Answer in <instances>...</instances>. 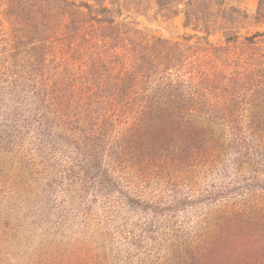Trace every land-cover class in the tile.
<instances>
[{
    "label": "rangeland",
    "instance_id": "374dc122",
    "mask_svg": "<svg viewBox=\"0 0 264 264\" xmlns=\"http://www.w3.org/2000/svg\"><path fill=\"white\" fill-rule=\"evenodd\" d=\"M0 264H264V0H0Z\"/></svg>",
    "mask_w": 264,
    "mask_h": 264
}]
</instances>
